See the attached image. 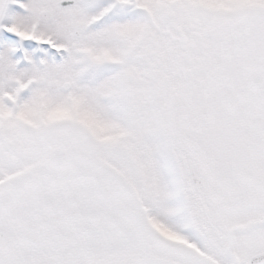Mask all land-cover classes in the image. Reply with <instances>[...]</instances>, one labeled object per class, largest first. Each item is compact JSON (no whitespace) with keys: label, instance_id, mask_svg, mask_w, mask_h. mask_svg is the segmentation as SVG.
<instances>
[{"label":"snow or ice","instance_id":"snow-or-ice-1","mask_svg":"<svg viewBox=\"0 0 264 264\" xmlns=\"http://www.w3.org/2000/svg\"><path fill=\"white\" fill-rule=\"evenodd\" d=\"M0 264H264V0H0Z\"/></svg>","mask_w":264,"mask_h":264}]
</instances>
